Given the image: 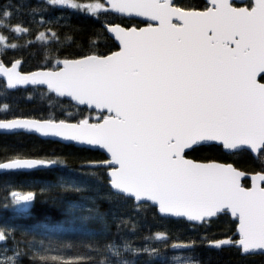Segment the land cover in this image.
I'll list each match as a JSON object with an SVG mask.
<instances>
[{
	"label": "snow or ice",
	"instance_id": "1",
	"mask_svg": "<svg viewBox=\"0 0 264 264\" xmlns=\"http://www.w3.org/2000/svg\"><path fill=\"white\" fill-rule=\"evenodd\" d=\"M9 3L0 0L4 49L18 46L17 40L9 44L5 33L29 37L32 24L41 26L35 42L48 44L49 36L59 40L58 30L73 23L67 15L54 16L55 6H66L65 13L67 8L78 10L91 23H77L75 29L88 28L94 35L86 47L77 45L79 51L59 56L51 65H34L28 72L22 71L23 58L0 60V80H6L9 89L43 85L47 94L77 108L75 113L57 114L0 104V134L14 138L11 144L0 143V174L66 170L32 176L24 183L5 180V200L10 197L6 206L26 213L38 197L47 201L81 192L84 173L77 169L91 171L93 176L92 170L104 169L110 191L102 198L109 202L115 199L112 192L127 193V186L135 183L150 193L136 195L137 202L147 199L157 216L181 221L192 232L222 213L235 218L233 235L222 239L173 238L166 229L151 233L157 241L169 240L170 248L195 251L230 246L241 255H264V0H96L87 4L45 0L35 5L20 0L16 12L27 15L28 21L14 25L7 22L12 15ZM25 5H29L26 12ZM133 18L140 23L128 22ZM102 41L112 43L101 47ZM18 136L99 151L104 158L45 151L17 142ZM204 146L253 153L259 170L241 171L208 154L189 157ZM69 160L78 163L73 166ZM249 178L250 186L243 183ZM69 207L78 205L69 203ZM113 219L118 233L121 222H127ZM16 231L0 230V241L7 244L6 237H12L17 244ZM90 231L93 242H81L69 240L62 225H51L42 239L27 242V249L17 253L15 260L5 255L0 264H19V256L29 253L32 264H91L93 257L88 253L102 250L109 256L102 257L100 264L106 260L112 264L111 257L121 254L116 235H108L107 225ZM143 239L148 240V235ZM123 248L127 250L129 243ZM132 251L149 259L157 252L147 244Z\"/></svg>",
	"mask_w": 264,
	"mask_h": 264
},
{
	"label": "trees",
	"instance_id": "2",
	"mask_svg": "<svg viewBox=\"0 0 264 264\" xmlns=\"http://www.w3.org/2000/svg\"><path fill=\"white\" fill-rule=\"evenodd\" d=\"M19 2L20 0H11V3H9L8 10L12 12V15L7 18L9 24L14 25L17 21L27 23L28 21L27 15L16 12V4ZM25 2L35 5L37 2L44 3L45 0H25ZM73 2L87 4L94 3L96 0H73ZM177 2H201V0H177ZM28 7L29 5H25L23 11L26 12ZM55 8L54 16L63 17L67 15L69 22L73 23L68 28L58 30L59 40L49 36L50 42L48 44L35 42V32L41 27L35 24L30 25L32 30L29 33V37H16L11 32L5 33L8 35L9 44L17 40L18 46L15 50L11 48L4 49V44L0 41V60L8 61L9 59L23 58L25 63L22 66V71L28 72L34 65L40 63L51 65L52 61L59 56L63 58L65 54L79 51L80 49H78L77 45L82 48L86 47L90 35H94V33L84 27L77 31L75 24H86L91 23V21L82 16L78 10L67 8L65 13L64 9L66 6H55ZM0 18H3L2 12H0ZM128 22L140 23V20L133 18ZM60 23H64L63 18H61ZM24 26H27V24ZM42 27L46 28L47 25ZM40 30L42 31L43 29ZM66 35L72 36V39H66ZM27 40H33L34 42L25 46L24 41L26 42ZM111 43V41H102L100 46H110ZM6 102L21 109H35L39 112L52 111L57 114H67L77 111V108L72 107L70 101L59 98L56 95L47 94L43 85L35 87L31 85L26 87L17 86L16 89H9L6 86V81L0 80V104ZM13 140L14 138L11 136L5 137L0 134V143L7 142L11 144ZM16 141L29 146L35 145L45 151H70L81 157L104 158L99 151H81L48 139L18 136ZM205 154L217 161L232 163L243 171H247L250 168L259 170L260 165L257 157L246 154L242 158H237L235 156L236 153L228 154L207 146L198 147L196 151L189 153V157L200 159ZM67 163L75 166L78 161L69 160ZM59 171L66 170L58 167L48 172H22L12 177L0 174V230L5 227L17 229L15 240L18 242L14 244L12 237H6L7 244L4 241H0V261L3 260L5 255L12 256L15 260L16 254L26 250L28 247L27 242L31 241L33 237L36 240H40L48 231L49 226L59 224L65 229V235L69 240L74 239L81 242H93V234L90 230H99L106 225L109 226L108 235H116V244L119 246L118 250L121 253L119 257H111L112 264H123L124 261H127L128 264H142V262L143 264H195V261L199 262V264H264V255H241L236 248L230 246L221 248L199 247L195 251L190 249L182 251L171 250L169 240L157 241L151 233L159 229H166L173 238L175 236L181 238L198 236L203 238L207 235L222 239L233 235L232 230L234 229L235 219L228 214L222 213L205 225L197 227L195 232H192L189 230L190 226L181 221L157 216L155 208L149 206L148 203L135 204L131 198L114 192L111 194L115 199L109 202L102 198L105 192L110 191L107 187V177L104 174V169L92 170L96 173L94 176L91 171L77 169L78 172L83 171L84 173L85 184L81 192H70L62 196L57 195L55 200L49 198L47 201H44L42 197H38L29 204V210L26 213H21L16 208L6 206L9 204L10 197L9 200H5V196L8 195V192L5 191V180L12 179L17 183H24L30 182L32 176L44 177ZM243 183L248 185L247 180H244ZM62 200L65 202L61 203ZM69 203L76 204L78 207L70 208ZM113 216L127 222L125 224L121 222L118 233ZM70 217L75 220L76 224L72 223ZM21 229L25 231V234H21ZM146 235H148V240L143 239ZM125 242L129 243L127 250L123 248ZM100 244L102 246V240ZM145 244L157 250L153 259H149L146 255L137 256L133 253V248H143ZM88 254L93 257L91 264H100L102 257L109 256L106 250L100 252L92 251ZM30 257L31 253L20 255L19 264H32ZM173 257L178 258L174 259ZM105 264H108L107 260Z\"/></svg>",
	"mask_w": 264,
	"mask_h": 264
},
{
	"label": "water",
	"instance_id": "3",
	"mask_svg": "<svg viewBox=\"0 0 264 264\" xmlns=\"http://www.w3.org/2000/svg\"><path fill=\"white\" fill-rule=\"evenodd\" d=\"M134 19H136V18H134ZM138 20H140V19H138ZM6 81V80H5ZM54 82V81H53ZM27 86V85H26ZM26 86H23V87H26ZM53 141H55V140H53ZM223 152H225V153H228V154H231V153H235V152H238V151H223ZM248 152V151H247ZM250 155H252L253 157H256V155L255 154H253V153H250V152H248ZM218 162H220V161H218ZM221 163H225V162H221ZM234 165V164H233ZM241 170V169H240ZM241 171H243V170H241ZM248 181V186H250L251 185V180H250V178L247 180ZM128 192L126 193V192H124V191H114V193H117V194H122V195H124V196H126V197H128V198H131L133 201H134V203L135 204H141V203H148L149 204V201L147 200V199H141L139 202H137L136 200H135V196L136 195H140V196H147V195H150V193H149V191L147 190V189H145V188H142V187H140V186H138L137 184H135V183H132V184H129L128 186ZM230 217H232L231 215H230V213L228 214ZM232 218H234V217H232ZM214 219V218H213ZM235 219V218H234ZM231 237V236H230ZM221 248V247H220ZM171 250H173V251H182V250H186V248H175V249H172L171 248ZM253 254H260L259 252H256V253H253ZM248 255H251V254H248ZM262 255V254H261Z\"/></svg>",
	"mask_w": 264,
	"mask_h": 264
},
{
	"label": "rangeland",
	"instance_id": "4",
	"mask_svg": "<svg viewBox=\"0 0 264 264\" xmlns=\"http://www.w3.org/2000/svg\"><path fill=\"white\" fill-rule=\"evenodd\" d=\"M84 111H86V109L84 110ZM236 153V157L237 158H242V157H244L246 154H249L247 151H238V152H235Z\"/></svg>",
	"mask_w": 264,
	"mask_h": 264
}]
</instances>
